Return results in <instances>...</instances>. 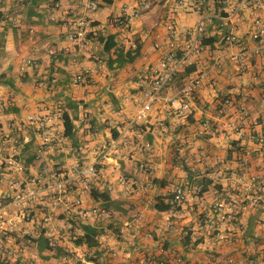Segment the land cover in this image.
<instances>
[{
  "label": "crops",
  "instance_id": "1",
  "mask_svg": "<svg viewBox=\"0 0 264 264\" xmlns=\"http://www.w3.org/2000/svg\"><path fill=\"white\" fill-rule=\"evenodd\" d=\"M87 1L0 0V155L8 153L15 137L25 165L32 169L37 164L69 161V150L61 146L62 141L88 157L83 162L97 161L100 172L92 187L107 190L111 205L105 207L89 193L84 196L87 204L110 212L107 219L90 222L99 230L96 240H264V222H259L264 200L260 207L244 205L218 230L198 228L217 198H243L253 192L264 196V50L255 51L264 42V34L260 40L250 35L252 18L260 16L264 23V11L242 12L233 29L238 41L227 43L222 34L232 27V19L213 4L204 18L201 49L180 70L183 75L193 71L200 78L186 116L161 100L146 121L135 126L137 141L121 145L127 133L122 128L129 113L128 96L138 93L168 47V17L173 15L175 27L181 30L193 25L196 14L183 12L175 0H147L148 9L123 26L114 17L138 0H95L94 9L85 6ZM69 13L90 20L93 32L82 46L64 36L61 21ZM109 33L122 48L133 44L136 36L141 57L121 67H107L108 53L102 50L99 37ZM148 42L150 51L145 49ZM238 49L248 56L249 65L244 69L234 57ZM223 60L228 67L221 66ZM85 68V80L73 81L72 76ZM223 96L242 103L247 115L240 117L230 107L219 112ZM63 109L73 116L76 141L62 135ZM203 119L213 128L196 134ZM166 121L174 132L159 134L156 124ZM107 123L116 135L104 145L93 134L105 132ZM40 134L61 139L44 149ZM127 135L131 143L132 135ZM113 139L117 147L112 146L102 157L103 148ZM141 141H148L151 149L144 150ZM178 145L179 159L174 158ZM135 161H146L149 170L137 169ZM118 173L124 182L116 180ZM204 178L210 182L199 192ZM185 180L188 192L181 204L166 210L151 206L156 198L169 199L172 185ZM32 238L45 240L41 235ZM9 245L15 264H79L76 254L84 264H152L154 260L162 264H227V257L234 264H264V241H97L94 247L62 242L55 251H49L45 241H32L25 247L18 241Z\"/></svg>",
  "mask_w": 264,
  "mask_h": 264
},
{
  "label": "built area",
  "instance_id": "2",
  "mask_svg": "<svg viewBox=\"0 0 264 264\" xmlns=\"http://www.w3.org/2000/svg\"><path fill=\"white\" fill-rule=\"evenodd\" d=\"M175 3L178 8H183V12H194L196 17L192 26L183 27L181 30L175 27L174 16L168 17L165 23L167 49L158 58L157 67L142 84L137 95L128 96L133 109L132 113L126 117L122 131H128L131 135L136 133L135 126L144 123L152 109L161 100L165 106L172 108L180 116H186L189 105L196 96L200 78L193 71H187L178 77L177 74L179 75L180 70L192 62V57L201 49L200 34L203 31L204 18L210 14L213 4H217L219 9L232 19V27L222 34L223 41L227 43L238 41L233 29L236 24L234 22L240 19L242 12L258 9L264 11V0H175ZM85 6L94 9L96 2L88 0ZM148 7L147 0H138L133 7H122L114 20L118 25L126 26L131 18L140 15ZM251 25V38L260 40L264 34V23L260 16L254 15ZM61 27L64 36L78 46L85 43L87 33L93 32L90 20L83 14H66L61 21ZM179 34H182V38L178 40ZM258 49L264 50V42L255 51ZM234 57L239 68L244 69L249 65L244 49H238ZM30 61V59L26 60V62ZM87 73V68L82 69L72 76V80L83 81ZM179 77V83L173 85L175 78ZM219 103V112H224L225 108L230 107L240 117L244 118L247 115L245 106L229 96H223ZM212 128V123L203 119L197 124L195 133L210 132ZM122 135L120 133L118 136ZM240 135L238 131L237 136L240 137ZM59 139H61L60 136L54 134H40L39 144L43 148H49ZM11 142L12 146L8 153L4 156L0 155V165L6 174L3 180L4 185L0 189V240H15V236L18 240H32L33 235H41L45 240H75L82 233L81 224H90L110 216V212L103 206L87 204L84 200V196L92 187L93 180L99 175L97 161L78 162L76 159H70L64 164H37L32 169L25 165L23 156L16 148L17 139L13 137ZM115 144L116 139L111 140L110 144L103 148L101 156L108 155V150ZM140 146L144 150L151 149L148 141H141ZM175 151L174 158L179 159V145L175 147ZM134 166L141 171H148L150 168L146 161H135ZM116 180L124 182L125 178L118 173ZM170 191L169 202L174 207L178 206L188 192V182L186 180L176 182ZM263 197L261 192H253L243 198H217L212 203V211L199 223L198 228L207 231L218 230L220 224L233 219L244 205L259 207L263 205L261 202L264 200ZM259 222H264V212ZM15 242L0 241V264H15L16 260L9 252V244ZM18 242L21 247H25L32 241ZM45 242L49 251H55L62 242L74 243V241ZM75 256L79 264H84L81 255ZM153 263L162 264L155 260L152 261ZM226 263L234 264V260L232 257H227Z\"/></svg>",
  "mask_w": 264,
  "mask_h": 264
},
{
  "label": "trees",
  "instance_id": "3",
  "mask_svg": "<svg viewBox=\"0 0 264 264\" xmlns=\"http://www.w3.org/2000/svg\"><path fill=\"white\" fill-rule=\"evenodd\" d=\"M103 2H109L110 0H102ZM88 37V33L86 34ZM99 41L102 43V50L108 53L106 58V65L109 68L119 67L125 63H130L134 58L140 53L141 43L139 39L134 36L132 37L133 46L129 45L127 48H122L114 39V34L109 33L105 36H100ZM113 54V56H111ZM60 119L62 124V135L67 138H71L76 141L75 138V127L73 123V116L68 112L67 109H63L60 113ZM116 135V132L113 134ZM210 182V179L204 178L202 185L199 187V192L206 189L207 184ZM89 194L102 203L105 207L111 205L110 196L107 190L99 191L94 187H91ZM151 206L156 210H166L172 207V204L169 202V199L165 200L163 197L156 198L152 202ZM82 233L75 240H96V235L98 234V229L95 225L84 223L81 224ZM75 244H83L86 247L97 246V241H74Z\"/></svg>",
  "mask_w": 264,
  "mask_h": 264
},
{
  "label": "rangeland",
  "instance_id": "4",
  "mask_svg": "<svg viewBox=\"0 0 264 264\" xmlns=\"http://www.w3.org/2000/svg\"><path fill=\"white\" fill-rule=\"evenodd\" d=\"M107 5V4H106ZM145 49L147 50V51H150L151 49H152V44L150 43V42H148L147 44H146V46H145ZM141 57V54L139 53V55H137L135 58H134V60L133 61H135L136 59H138V58H140ZM221 66L222 67H228V64L226 63V61L225 60H223L222 61V64H221ZM119 67H121V66H119ZM114 68V67H113ZM113 68H111V69H113ZM181 74H180V72H179V75L177 74V77L178 76H180ZM176 77V76H175ZM86 78V77H85ZM144 78V77H143ZM179 79H180V77L179 78H175V80H174V82H173V85H176V84H178L179 83ZM85 80V79H84ZM83 80V81H84ZM75 82H79V81H75ZM137 94H134V97L136 96ZM129 103H130V106L127 108V112L129 111V113H127L128 115H130L131 113H132V109H133V106H132V103H131V101L129 100ZM110 110L109 109H107V112H109ZM107 112H106V114H107ZM111 112V111H110ZM159 113V112H158ZM109 114V113H108ZM111 118V117H110ZM111 121L110 122H112V124L114 123L113 122V119L111 118L110 119ZM157 125V128H156V131L158 130L159 132V134H172L174 131L172 130V128H171V123L169 122V121H166V122H164V123H158V124H156ZM110 125H109V123H107L106 124V126L105 127H107V128H104V130H105V132L102 130L103 128H100V130H98V131H103V133H101V134H93V136L95 137V136H97V139L99 138V137H101V142L102 143H104V145H107V142L109 141V139H110V137L113 135L112 134V131H111V128L112 127H109ZM136 129V128H135ZM136 131V130H135ZM141 132V131H140ZM128 131H127V133L123 136V139H122V141L120 142V144L121 145H127V144H134L136 141H137V139H136V137L134 136V135H132V138H131V143L130 142H128V139H129V137H128ZM131 134V133H130ZM176 143H178V142H176ZM61 146L63 147V148H67L69 151L66 153V155L68 156V157H70V159H76L78 162H82L83 160H86V159H88V157H84V156H81V154H78L77 152H76V150H78V148L76 149V150H72V149H69V147H72V144L70 143V142H66V143H63V141L61 142ZM75 146H78V145H75ZM114 147L116 148L117 146L116 145H114ZM84 154V153H83ZM82 154V155H83ZM6 177V174H5V172L3 171L2 173H0V189H1V187H3V185H4V182H3V180H4V178Z\"/></svg>",
  "mask_w": 264,
  "mask_h": 264
}]
</instances>
